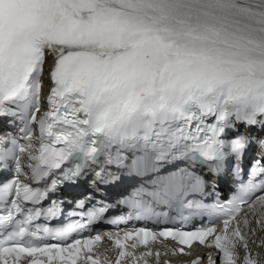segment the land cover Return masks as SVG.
Instances as JSON below:
<instances>
[{"label": "snow or ice", "instance_id": "obj_1", "mask_svg": "<svg viewBox=\"0 0 264 264\" xmlns=\"http://www.w3.org/2000/svg\"><path fill=\"white\" fill-rule=\"evenodd\" d=\"M5 122L0 264H110L105 239L115 264L196 245L208 251L190 264H261L250 244L264 248V153L246 178L242 163L264 136L228 132H264V0H0ZM229 161L238 183L222 200ZM89 172L97 195L62 226L36 223L64 215L58 192ZM125 181V195L103 198ZM117 206L127 213L106 215ZM133 219L165 227L119 228ZM101 223L116 230L91 234Z\"/></svg>", "mask_w": 264, "mask_h": 264}]
</instances>
